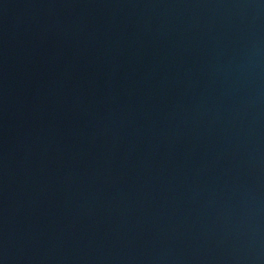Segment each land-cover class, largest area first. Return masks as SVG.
<instances>
[{"label": "water", "instance_id": "95a60500", "mask_svg": "<svg viewBox=\"0 0 264 264\" xmlns=\"http://www.w3.org/2000/svg\"><path fill=\"white\" fill-rule=\"evenodd\" d=\"M0 264H264V0H0Z\"/></svg>", "mask_w": 264, "mask_h": 264}]
</instances>
